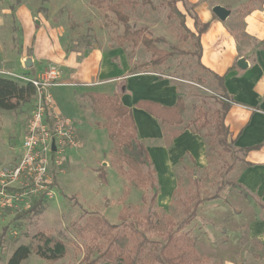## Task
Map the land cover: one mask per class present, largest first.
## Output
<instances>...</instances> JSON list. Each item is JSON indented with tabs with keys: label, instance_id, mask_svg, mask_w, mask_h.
<instances>
[{
	"label": "rangeland",
	"instance_id": "1",
	"mask_svg": "<svg viewBox=\"0 0 264 264\" xmlns=\"http://www.w3.org/2000/svg\"><path fill=\"white\" fill-rule=\"evenodd\" d=\"M117 1L120 0L113 3ZM121 1L119 8L128 17L129 30L143 32L156 50L168 53L160 65L142 66L150 61L151 50L137 39L123 36L124 25L116 19L108 0L100 8L92 6L89 0H0V76L20 80L28 75L29 68L24 63L30 59L26 57L32 49L23 46V18L26 16L36 28L55 33L54 41L66 54L79 53L80 59L98 50L122 70L126 66L133 68L131 73L154 72L176 83L186 112L183 124L166 126L165 135L190 124L197 118L198 110L205 112L210 125L199 132L206 141L208 164L201 169L184 157L181 165H175L176 187L169 199L162 191L158 200L160 187L156 176L158 194L154 210L170 216L173 224L161 223L159 229L146 234L152 243L144 254V264L159 263L151 253H158L165 243V231L179 229L187 217L182 203L192 207L196 202L200 204L195 218L181 226L176 235L192 239L200 257L197 264H264L262 244L248 228L258 211L264 213V209L256 199L244 197L237 188L228 185L238 182L244 155L236 146L230 148L218 142L221 136L215 133V111L220 106L215 96L221 93L220 86L217 79L200 66L196 37L185 32L180 19L170 14L168 3L171 0ZM261 1L209 0V3L220 2L231 10L233 27L237 30L243 15ZM183 4L191 16L190 7ZM176 5L181 9L180 3ZM34 67L38 69L34 78L44 79L51 70L55 71L56 78L49 87L52 108L47 117L57 115L69 119L74 144L66 141L59 144L42 187L33 189L28 180L21 179L16 184V191L21 194L16 206L12 209L0 206V264H6L15 248L27 244L37 232L62 239L66 252L56 261H45L32 254L21 264H80L90 250L91 256L96 255L98 245L103 243L92 234L79 233L77 225L84 221L81 216L97 214L115 224L126 210L143 217L148 203H143L142 197L148 202L153 190L135 184L133 170L125 160L129 151L119 137L109 136L113 120L106 108H95L91 104L86 95L89 87L74 92L70 85L64 86L70 70L60 68L56 62H40L37 58ZM36 97L35 94L28 104L14 111L0 110V168L16 164ZM54 103L63 116L55 111ZM196 121L200 123L202 119ZM196 123L190 124L189 130L195 131ZM135 167L146 172V166ZM135 240L129 242V246Z\"/></svg>",
	"mask_w": 264,
	"mask_h": 264
},
{
	"label": "crops",
	"instance_id": "2",
	"mask_svg": "<svg viewBox=\"0 0 264 264\" xmlns=\"http://www.w3.org/2000/svg\"><path fill=\"white\" fill-rule=\"evenodd\" d=\"M179 3L181 9L178 8L186 15L185 24L195 35H197L194 26L195 17L200 23H209L208 28L199 35L198 60L200 66L211 75L223 77L224 89L234 102L224 119L229 139L233 140L234 145L239 149L260 145L259 148L250 150L243 157L244 167L239 175L238 183L256 201L264 204V3L250 8L243 15L237 30L233 27L231 10L224 21H220L212 13L213 6H223L220 2L210 4L209 0H179L177 4ZM183 3L190 7L191 16L187 14ZM29 18L26 16L23 18V46L24 49H32L26 58L29 57L33 62L31 61V68L27 67L29 69L26 71L28 74L26 78L37 75L38 69L34 65L35 60L39 58L40 62L53 61L60 68L70 70V74L66 76L67 83L63 85H70L74 92H79V88L89 87L88 92L106 95L120 94L122 104L130 108L132 112L137 136L145 145L155 169L160 187L158 200L162 191L165 192L167 199L172 196L176 187L173 167L181 158L190 155L198 168L207 166V147L202 135L193 133L189 129H182L178 136L167 145L165 131L160 121L137 106L139 101H152L165 107L173 106L177 96L181 95L176 83L160 78L154 72L131 73L126 66L122 70L98 50L80 59H78L79 53L66 54L54 41L55 33H51L50 30L47 32V29L43 27L36 28L34 24L28 22ZM26 41H29V44ZM239 59L245 61V68L237 65ZM10 79L20 84L27 83L26 80ZM55 111L62 115L56 104ZM20 154L21 151L17 155L18 159ZM248 228L264 249L262 210L258 211ZM225 264L237 263L226 262Z\"/></svg>",
	"mask_w": 264,
	"mask_h": 264
},
{
	"label": "trees",
	"instance_id": "3",
	"mask_svg": "<svg viewBox=\"0 0 264 264\" xmlns=\"http://www.w3.org/2000/svg\"><path fill=\"white\" fill-rule=\"evenodd\" d=\"M104 1L106 0H89L90 4L97 8H100ZM108 1L110 2V9L115 14L116 19L124 25L123 36L137 39L140 44L151 50L152 57L150 61L143 63L142 66H156L164 62L169 56L168 53L156 50L152 44V40L145 37L143 32L129 30L128 17L119 8L122 1H117V3H113V0ZM176 3L177 0L169 1L170 14L176 15L180 19V23L185 32L192 37H196V44L198 50H200L199 35L208 28L209 23H200L195 17L194 26L197 32V35H195L187 28L185 14L181 12ZM263 3L264 0L260 2V4ZM132 70L133 68L130 69V72ZM213 76L217 79L221 91L219 95L215 96L220 106L215 111V121L217 122L215 133L221 136L218 140L219 143L232 148L235 146L234 141L229 139V132L224 124V119L234 102L228 97L224 89L223 77H219L218 75ZM34 94L35 89L30 82L20 84L10 78L0 76V110L14 111L22 105L28 104L34 97ZM86 95L95 108L96 106L102 107L109 111V116L113 120L112 127L111 125L109 126V136L119 137L122 145L129 151V155L126 156L125 160L130 169L133 170L135 184L143 188H150L153 190V193L148 202L144 196L142 197V202L145 204L148 203L147 212L143 217L135 211L124 209L126 211L120 215V222L115 224L110 223L106 218L97 214L82 215L81 218L83 217L84 221L82 224L77 225L79 233L81 235L82 232L92 234L94 239L101 240L103 243L98 245V253L96 255L91 256L92 251L90 250L84 255L80 264H144V254L146 253L147 247L152 243L146 234L159 229L161 223L171 226L173 224L172 218L170 216L160 215L154 210L158 194L156 172L145 145L137 136L136 124L130 108L122 104L120 94L106 95L99 92H88ZM137 106L157 118L163 126L164 131H166V126L173 127L183 124L185 104L181 95L177 96L176 103L171 107L161 106L152 101H139ZM197 119H202V121L196 123ZM194 123H196V129L192 132L200 134L199 131L201 129L210 125V120L205 118V112L198 110L197 118L190 122V124ZM190 124L184 125L180 130L173 131L169 135L166 134L164 136L165 143L169 145L182 129H189ZM202 137L204 136L202 135ZM259 146L238 148V151L245 156L247 152L257 149ZM186 157L193 161L190 155H186ZM183 159L181 158L179 160L178 166L182 164ZM245 164L249 165V163ZM139 165L146 166L145 173L139 170L138 167H135ZM228 185L237 188L244 197L253 198L240 183L229 182ZM256 202L260 208L264 209V204L258 201ZM198 204L200 203L196 202L192 207H188L186 203H182V206L185 207L184 212L187 213V217L183 220L179 229L165 231L166 240L158 253L150 252L153 254V258L158 260L159 263L157 264H197L200 261L199 254L193 247L192 239L182 234L176 235L178 230L181 229V226L183 228V226L189 224L191 219L195 218ZM134 239H136L135 242L129 246V242ZM65 252L66 245L62 239L44 232H37L30 238L27 244H22L15 248L6 264H21L32 254H35L45 261H56L63 257Z\"/></svg>",
	"mask_w": 264,
	"mask_h": 264
},
{
	"label": "built area",
	"instance_id": "4",
	"mask_svg": "<svg viewBox=\"0 0 264 264\" xmlns=\"http://www.w3.org/2000/svg\"><path fill=\"white\" fill-rule=\"evenodd\" d=\"M56 78L51 70L44 79L21 78L30 82L37 95L23 134L21 154L16 164L0 168V206L12 209L20 200L21 194L16 191V184L21 179L28 180L33 189H38L46 182L48 167L54 151L62 142L73 145L71 139V123L69 119L59 117L48 118L52 108V97L49 93L51 82ZM34 94V95H35ZM52 144L55 149L52 150Z\"/></svg>",
	"mask_w": 264,
	"mask_h": 264
},
{
	"label": "water",
	"instance_id": "5",
	"mask_svg": "<svg viewBox=\"0 0 264 264\" xmlns=\"http://www.w3.org/2000/svg\"><path fill=\"white\" fill-rule=\"evenodd\" d=\"M212 13L216 16V18H218L220 21H224L227 19V17L230 15V10L223 7V6H220V5H215L212 7L211 9ZM25 66L26 67H30L32 65V62L30 59H26L25 61ZM237 65L240 67V68H245L246 67V63L243 59H239L237 61ZM55 149V146L54 144H52V150Z\"/></svg>",
	"mask_w": 264,
	"mask_h": 264
}]
</instances>
